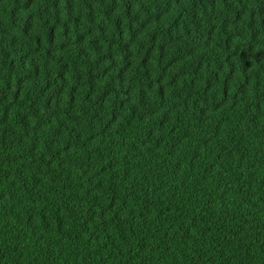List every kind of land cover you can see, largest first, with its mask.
<instances>
[{
  "label": "trees",
  "instance_id": "16d2710c",
  "mask_svg": "<svg viewBox=\"0 0 264 264\" xmlns=\"http://www.w3.org/2000/svg\"><path fill=\"white\" fill-rule=\"evenodd\" d=\"M0 264H264V0H0Z\"/></svg>",
  "mask_w": 264,
  "mask_h": 264
},
{
  "label": "clouds",
  "instance_id": "9594fccd",
  "mask_svg": "<svg viewBox=\"0 0 264 264\" xmlns=\"http://www.w3.org/2000/svg\"><path fill=\"white\" fill-rule=\"evenodd\" d=\"M198 106L195 104V102L192 104L191 107L188 108V111H192L194 109H196ZM185 115L183 116V119H184Z\"/></svg>",
  "mask_w": 264,
  "mask_h": 264
}]
</instances>
